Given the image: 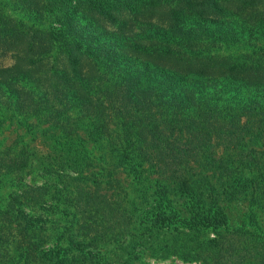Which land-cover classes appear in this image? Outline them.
I'll return each mask as SVG.
<instances>
[{"label":"trees","instance_id":"16d2710c","mask_svg":"<svg viewBox=\"0 0 264 264\" xmlns=\"http://www.w3.org/2000/svg\"><path fill=\"white\" fill-rule=\"evenodd\" d=\"M0 54V264H264V0H0Z\"/></svg>","mask_w":264,"mask_h":264},{"label":"rangeland","instance_id":"374dc122","mask_svg":"<svg viewBox=\"0 0 264 264\" xmlns=\"http://www.w3.org/2000/svg\"><path fill=\"white\" fill-rule=\"evenodd\" d=\"M7 10L9 11L7 14L14 16V12H12L11 10H13V7L10 6H6ZM8 8H12V9H8ZM11 57L9 55H3L0 54V65L1 66H6L9 65L11 63ZM21 135L20 141H18L17 144H20L22 142H27L28 143V147L30 148V150H34L35 151V155L33 158V162L35 163V160H37V158L40 156V154L42 152H44V148L43 146L39 143L38 140L35 141H28V136H26L23 132V130L19 127H17L15 124H9V123H4V126L2 127V129L0 130V147L3 146H7L9 144L12 143V140L17 136V135ZM39 139V138H38ZM33 148V149H32ZM217 152H220L219 150ZM96 154V152H95ZM33 163V164H34ZM32 177L31 175H26V180H28V178ZM44 181L48 182L50 181V178H44ZM42 183V178H36V184H41ZM7 190L6 185H3L0 188V194H4ZM109 193V191H108ZM222 207L224 209V211L229 215L230 218V222L231 223H236L238 222L239 219H241L243 212L245 210V204L244 203H234V202H230V203H223ZM210 235V234H209ZM109 248L116 253H121L123 255V257H126L127 255L122 252L120 249L115 248L113 245H109ZM108 248V249H109ZM139 250L138 247H136L135 249H133L132 251L137 252ZM100 251L102 253H104V249L100 248ZM110 256V253L108 254H104V256ZM141 255L140 259L136 260H130V264H199L198 261H182L180 259H178L175 256H168V257H154L151 256L148 253H141L139 254ZM131 257V255H130ZM129 257V258H130ZM114 257H110L107 259V264H117V263H121V264H128L127 261H123V260H113ZM134 261V262H133ZM100 264V263H98Z\"/></svg>","mask_w":264,"mask_h":264}]
</instances>
